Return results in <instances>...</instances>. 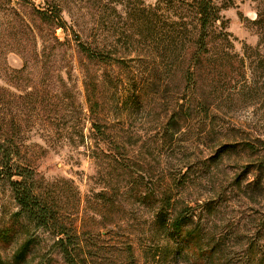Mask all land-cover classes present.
I'll use <instances>...</instances> for the list:
<instances>
[{
  "label": "rangeland",
  "instance_id": "1",
  "mask_svg": "<svg viewBox=\"0 0 264 264\" xmlns=\"http://www.w3.org/2000/svg\"><path fill=\"white\" fill-rule=\"evenodd\" d=\"M158 1L0 0V264H264V0L184 67Z\"/></svg>",
  "mask_w": 264,
  "mask_h": 264
},
{
  "label": "trees",
  "instance_id": "2",
  "mask_svg": "<svg viewBox=\"0 0 264 264\" xmlns=\"http://www.w3.org/2000/svg\"><path fill=\"white\" fill-rule=\"evenodd\" d=\"M141 3L142 0H140ZM161 3H167L168 6L175 12V18L170 19V23L164 21V27L162 36L165 35L164 48L173 47L174 52H178L179 55V66L186 65V57L189 55V60L193 57L192 64H197V59L202 60L206 55L210 53L209 43L214 34H225L223 30L218 28V25L224 24L221 21V11L228 8L233 4V0H160L158 1L159 6ZM156 6V7H157ZM154 8L143 7L142 11H149ZM42 19L54 22L55 26H63L60 23V10L54 8L51 11L45 9L41 11ZM147 19L148 17L145 16ZM186 37H189L187 41H184ZM81 51L89 56H95L94 49L87 46V43L81 42L78 44ZM177 63V64H178ZM188 64V61H187ZM192 68V69H191ZM187 73L191 75L194 73L193 67L187 65ZM187 77L186 79H188ZM15 163L13 162L12 155L8 152L5 144L0 141V176L7 175L10 178V184L14 193V198L20 205L21 209L28 215L33 217L44 218L46 211L36 207L34 197L36 193L31 182L32 176L17 177L14 179V175L11 172L15 169ZM9 172V173H7ZM20 178V179H19ZM180 219L175 220L174 224L176 228L181 230L183 223ZM186 238L193 237L195 232L188 230L184 231ZM65 238L62 237V246H65ZM66 251H68L65 248Z\"/></svg>",
  "mask_w": 264,
  "mask_h": 264
}]
</instances>
